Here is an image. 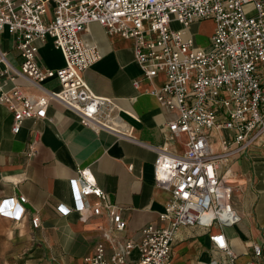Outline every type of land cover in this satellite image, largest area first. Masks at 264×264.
<instances>
[{"label":"built area","instance_id":"built-area-1","mask_svg":"<svg viewBox=\"0 0 264 264\" xmlns=\"http://www.w3.org/2000/svg\"><path fill=\"white\" fill-rule=\"evenodd\" d=\"M207 20L215 22L207 48L184 39L192 24ZM174 22L180 31L172 29ZM94 23L108 36L133 41L145 80L164 76L163 85L148 92L176 118L167 124L162 146L154 148L156 185L170 193L159 223L145 226L139 242L127 240L117 252L109 253L98 244L85 263L173 264L179 232L198 227L214 232L210 240L221 255L205 264H264L263 246L252 242L246 245L253 260L238 263L225 234V228L242 220L234 202L240 184L231 164L256 149L264 153V0H0V35H11L21 59L17 68L0 53V105L13 114L14 135L27 120H48L53 101L97 133L137 141L113 124L112 99L95 95L85 81V72L101 60L98 46L83 38ZM49 39L63 56L61 68L41 63L39 51ZM20 79L42 94L37 98L25 94L17 85ZM51 80L59 83L58 91L45 88ZM139 84L134 83L136 88ZM181 137L186 138L183 153L176 145ZM38 142L39 132L32 130L29 159L37 155ZM70 185L74 207L59 206V212L75 211L87 221L89 210L99 216L106 207L113 231H125L126 222L107 203L90 168L78 170ZM90 197L99 203L91 206ZM26 202L24 196L5 198L0 215L19 221ZM31 224L39 228L40 218L33 217Z\"/></svg>","mask_w":264,"mask_h":264},{"label":"crops","instance_id":"crops-1","mask_svg":"<svg viewBox=\"0 0 264 264\" xmlns=\"http://www.w3.org/2000/svg\"><path fill=\"white\" fill-rule=\"evenodd\" d=\"M83 38L95 43L101 53V60L84 74L87 85L95 95L112 99L116 106L113 124L137 141L107 131L97 133L83 126L75 113L53 101L48 108V120H27L21 132L14 135L13 114L0 105V201L8 197L27 198L19 221L0 215V264H86L85 258L100 243L109 253L117 252L127 240L139 242L145 226L159 223L170 198L167 190L156 185L154 148L162 146L167 124L175 120L176 114L160 106L148 92L159 89L164 76L145 80L135 60L133 41L108 36L99 24H91ZM40 51L57 57L55 62L41 60L44 67H63V56L52 40ZM0 53H6L11 64L19 67L21 59L7 32L0 35ZM136 81L140 82L138 88ZM17 85L29 96L37 98L42 94L27 80L20 79ZM45 88L58 91L60 86L51 80ZM32 130L39 132V142L37 155L29 159ZM185 140L181 137L176 142L179 153L184 151ZM254 152L231 164L240 184L234 197L235 208L242 217L240 224L231 228H236L241 239L225 234L238 255V263L253 260L247 242L261 244L264 257V153L259 149ZM85 168L92 170L107 203L121 213L125 231H113L106 207L99 216L89 210L87 221L75 211L59 212V206L74 207L70 182L77 177L78 170ZM88 200L91 206L99 203L95 197ZM35 216L41 220L37 229L31 224ZM213 233L198 227L182 229L174 243L173 264H205L214 257L220 259L210 240ZM105 234L111 238L106 239ZM132 256L137 258L138 252L134 251Z\"/></svg>","mask_w":264,"mask_h":264},{"label":"rangeland","instance_id":"rangeland-1","mask_svg":"<svg viewBox=\"0 0 264 264\" xmlns=\"http://www.w3.org/2000/svg\"><path fill=\"white\" fill-rule=\"evenodd\" d=\"M172 29L176 31H180L182 27L174 22L172 24ZM215 30V22L213 20H207L202 22H197L192 24L187 35L184 37L185 40L193 39L196 42V45L201 46L203 48H207L210 42V38L212 37ZM39 58L42 61H46L47 59L52 61H57V57L54 54L40 51ZM261 155V154H259ZM254 164L258 163V161H253ZM237 180V178H234ZM239 183V182H237ZM225 232L228 236L236 238H240L239 232L236 231V228H225Z\"/></svg>","mask_w":264,"mask_h":264}]
</instances>
